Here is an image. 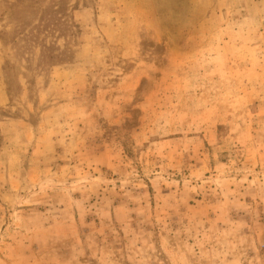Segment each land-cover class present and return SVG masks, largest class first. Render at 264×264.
Masks as SVG:
<instances>
[{
  "label": "rangeland",
  "instance_id": "rangeland-1",
  "mask_svg": "<svg viewBox=\"0 0 264 264\" xmlns=\"http://www.w3.org/2000/svg\"><path fill=\"white\" fill-rule=\"evenodd\" d=\"M0 264H264V0H0Z\"/></svg>",
  "mask_w": 264,
  "mask_h": 264
}]
</instances>
